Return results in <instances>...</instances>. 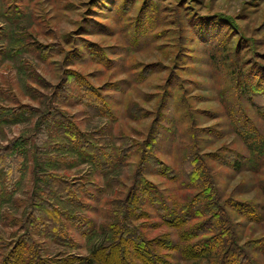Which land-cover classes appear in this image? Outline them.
Listing matches in <instances>:
<instances>
[{
	"label": "rangeland",
	"instance_id": "374dc122",
	"mask_svg": "<svg viewBox=\"0 0 264 264\" xmlns=\"http://www.w3.org/2000/svg\"><path fill=\"white\" fill-rule=\"evenodd\" d=\"M59 115L63 126L95 133L100 146L120 135L134 147L105 173L73 156L52 167L49 174L87 188L80 204L49 200L65 228L58 239L52 223L28 221L44 188L34 187L41 166L36 158L65 137ZM4 147L27 152L8 195L1 194L7 186L0 170V264H197L181 251L195 240L187 233L183 238L195 218L178 227L155 215L156 204L143 189L135 200L124 197L137 168L166 195L192 153L212 181L238 246L264 264V0H0ZM228 157L235 158L233 166ZM114 176L121 185L108 182ZM192 193L176 195L183 201ZM110 198L128 202L120 209L126 212L122 223L144 240L152 261L133 252L129 240H115L120 226L113 230L115 246L91 254L92 245L111 238L102 228L113 220L102 215ZM241 204L255 216L247 218L250 209ZM26 239L35 249L32 259L16 247L29 246ZM253 244L255 253L247 248Z\"/></svg>",
	"mask_w": 264,
	"mask_h": 264
},
{
	"label": "trees",
	"instance_id": "16d2710c",
	"mask_svg": "<svg viewBox=\"0 0 264 264\" xmlns=\"http://www.w3.org/2000/svg\"><path fill=\"white\" fill-rule=\"evenodd\" d=\"M85 101L88 102L87 100ZM88 103L99 105L93 99H91V101ZM58 119V131L61 132L65 137H62V140L60 139L57 142L59 143V146H53H58L56 149H50L48 151L43 150L42 157H35L38 161L37 164H40L41 166L40 169L35 171V179L33 178L34 187L35 189L44 187L43 190H41L42 196L39 198L41 200H38V202H41V204H44L45 206L47 205L48 207L44 208V205L37 203L36 200V203H32L37 207V209L33 210L32 212L34 217H31L32 221H28L32 225L39 224L42 226H47L46 224L52 223L51 225L55 226L56 228L54 234L56 238L60 237L59 234L61 230L63 229L64 232L65 228H62L59 220L55 217V214H58L55 210L57 204L53 206L49 200L52 199L56 200L57 202L66 201L69 205L80 204V201L82 200L78 196L80 192H83L87 189L86 184L83 181L82 183L79 181L68 183L65 179H59L55 175L49 174V171L52 170V167H57V161L63 159L64 161L68 162L71 161L73 157H77L83 163L92 167L95 172L100 174V172L107 171L112 167L117 168L121 166L123 164L122 158L124 155H128L129 152L132 154L131 149L134 147L132 145L129 146L125 142V139H123L120 135H116L107 139L106 144L104 143L102 146H100V144H96V141L92 140V136L95 133H92V136H87V134H82V132H79L74 126L70 127L71 124H68V122L66 123V126H63V123L66 121L62 120L61 116ZM67 147H69V149ZM61 149H63L66 153L63 156L55 157V151L59 152ZM12 151L13 149H9L8 147H4L2 150L0 149V170L4 172L3 183H5V186H7L2 189L1 194L5 195H8V192H11V189L15 183V178L19 176L22 166H25L24 154L27 151H21L20 149L18 151ZM67 151L69 153H67ZM9 152L13 154H9ZM68 154H71V156ZM227 159L228 165L233 166L236 161L235 158L228 157ZM148 160H150V162L153 161L151 156H148ZM140 164H142V162ZM183 168L185 169H183L184 171L179 175L177 180L178 185H175V188L173 189L170 188V191H167L166 195H164L163 192H161V195L151 184L147 183V181L142 176L141 171L137 168L135 173L133 171V177L131 175V182L130 185L126 187L127 189L124 193V197L126 200H129V198H131V200H135L136 192L139 189H143L144 195L148 198V200L151 203L156 204L154 206V213H156L155 215H157V217L160 219H167L170 224L172 223L179 225L178 227L187 223L189 220H192V218H195L191 225L187 228V232L185 231L183 234V238L186 233V238L188 239L195 237V240L189 244L183 242L184 244L181 251L187 259L189 256H194L197 258V264H253L254 262L249 259L238 246L233 231L229 229V223L226 220V216L223 213L222 208L216 203L217 199L214 196L212 181L210 180V177L207 175V173H205L200 158L194 153L188 154L183 161ZM163 169L170 170V168L166 167ZM36 175L43 178H37ZM42 179H45L46 181L44 184H42ZM108 182L112 185H121L120 182L122 181L118 179V176H114L110 177ZM180 190L193 191L192 194L195 195L193 196L190 194L188 199L183 198V201H179L176 192ZM88 195L90 194L88 193ZM109 202L111 203L109 204L111 208L107 210L106 214H102L105 212V210L100 211V214L108 215L113 218V220L109 221L106 226L104 224L105 222L103 223L104 225H102V228H104L103 232L108 229L109 231L106 234L111 235V238H106L101 242L92 245V247L89 249L91 254L100 252L102 249L107 248V246L110 244H112L111 246H115L120 240L126 239L131 242L130 248L133 252H137L141 257L145 256L149 261H152V258L155 257L151 254L147 255L148 251L144 245V240L142 238L136 237L132 229L122 223V218L126 217V212H122L120 209L124 208L126 210V207L122 205H126L128 202L121 198H110ZM129 205L130 207H133L135 211L138 208L136 205ZM241 205L250 209V214H248V212L245 214L247 218L255 216L254 214L257 213L252 208H249L246 204ZM210 208H212V214L209 216L216 218L214 223L212 221L210 222L206 220L209 218V216L202 217L204 212H206L208 215L207 210H211ZM252 213L254 214L251 215ZM79 226L82 227V225ZM115 226L121 227V232L118 233L116 239L115 236H113L114 233H116L113 231ZM48 227L50 228V226ZM64 238L68 239L67 237ZM114 239L117 242H115ZM26 241H28L26 244H29V246L17 242L16 247L18 252L25 250V253H28L29 259H32L35 249L32 247V241L30 239H26ZM171 244L173 245V243ZM247 248L250 250V252L255 253L256 248L254 244L248 245ZM160 264L177 263L162 259Z\"/></svg>",
	"mask_w": 264,
	"mask_h": 264
}]
</instances>
